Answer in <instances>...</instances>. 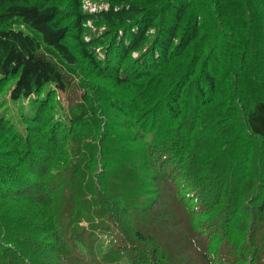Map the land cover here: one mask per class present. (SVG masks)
<instances>
[{
	"label": "trees",
	"instance_id": "1",
	"mask_svg": "<svg viewBox=\"0 0 264 264\" xmlns=\"http://www.w3.org/2000/svg\"><path fill=\"white\" fill-rule=\"evenodd\" d=\"M7 85L47 121L61 92L69 114L53 151L0 126L23 155L0 168V264H214L213 236L217 264H264V0H0ZM203 190L210 207L193 204ZM18 199L46 210L9 213Z\"/></svg>",
	"mask_w": 264,
	"mask_h": 264
},
{
	"label": "rangeland",
	"instance_id": "2",
	"mask_svg": "<svg viewBox=\"0 0 264 264\" xmlns=\"http://www.w3.org/2000/svg\"><path fill=\"white\" fill-rule=\"evenodd\" d=\"M97 6H99V5H97ZM101 6H103V5H101ZM89 7H91V9H92L94 7V5L89 6V3L85 2L84 3V9H88ZM101 8L102 7H100V9ZM94 9H95V7H94ZM100 9H98V10H100ZM93 10H92V12H94ZM98 23H100L103 26L107 25L104 22L103 23L101 21L94 22L92 20V21H89L87 23V28H92L95 26V24H98ZM72 42L73 41H71V43ZM95 73L93 75H91L93 80L98 82L99 84L107 85L108 88L112 92L121 93L124 90L123 86H119L117 84H114L108 78L97 79L94 76ZM108 84H110V85H108ZM10 89H11V86L7 85L0 91V114L3 113V117L6 120H8V121H6L5 119H3L2 121H0V126L3 124H6L8 127L14 126L18 140L20 138L27 140L26 139V133L29 136V133L32 131L30 135H31L32 141L34 142L31 144V148L33 150L28 148L26 146L27 144H25L24 147L26 148L25 149L26 153L31 154L32 151H33V153L35 151H37V149L39 147L37 145V143L42 144L43 149L46 148L48 150V148H49L53 151V148L54 147L57 148V145H58L57 144V134H58V127L57 126L58 125H56V124H61V122L66 117V115L69 114V112L67 110L68 105H67V100H66L65 94H63L61 92H55L56 100L51 105L52 112H51V116L48 118V121H47V119L44 117L45 114L42 116L41 115L42 112L38 110V106L40 107L42 105V102L38 101V96H35V99L32 103L31 102H25L24 100H21L19 102H13L11 99V95H10ZM51 92H53V91H51ZM43 96H44V93L41 96V98ZM35 102H37L36 105H35ZM32 104H34V111L37 110L36 112H32V109H33ZM28 111L30 112V117L26 115V112H28ZM32 113L35 115L34 118H32V116H33ZM7 117L8 118L13 117L14 119H7ZM25 120H28V121H25ZM34 120H35V124L32 125L33 129H31L30 127H27L26 122H31ZM37 132L41 133L44 142H35V137L33 136V134L37 133ZM49 133H51V135ZM62 133L64 134L65 131L62 130ZM0 136L2 137L1 140H3V142H5L6 145L8 144L6 141H9V143L11 145V150H8L5 146H0V156L2 157V160L4 161L3 164H0V168L6 167V168H10V169H15V170L23 169V166H22L23 155L20 154L19 148L12 141L13 139H11V136L9 135V133H7L6 131H2V132H0ZM82 140H83V142L81 143V146L76 148V153L78 154V156L84 157L88 161L92 157V154L89 152L90 150L92 151L91 144H95L96 146H98L97 145L98 142L96 141V136H94V133H90L89 131L85 135L82 136ZM40 152H41V150H40ZM60 152H63V151H60ZM97 154L99 155L98 151H97ZM28 158L31 161L30 155L26 156V159H28ZM100 158L101 157L99 156V159ZM33 170H35V163L33 166ZM91 170L93 171L94 174H98L100 171L103 170V168L99 169V171H98L96 167L91 166ZM92 176H93V174H92ZM196 197H199L201 199L200 201H202L203 206L210 207V199L207 197L204 190L199 192L195 196V202L193 203L195 206L197 204L196 203ZM211 201H212V198H211ZM16 205H21L23 207L10 206L9 207V213H12L13 211L18 210L16 212H14V215L20 214V216H25L24 213L35 214V210L37 208H39V209L41 208V209L46 210L45 207H43L41 205L37 206L34 202H31L29 200H24V199H18ZM51 207H53V206H51ZM49 209H51V208H49ZM195 209L198 210L199 208L197 207ZM203 219L205 220V222L216 223V224L220 223V220H227L223 217V215L220 212H218L216 215H213V216H204ZM239 220L240 219H238V221L235 220V222H232V223H236V224L233 227L232 234L230 233V236H228V238H226V240H236V238H234L233 236H237L238 232H244L242 222H239ZM27 231L30 234L35 233V218H29V224H28ZM130 236L136 240L138 239V236L133 231L130 232ZM211 240L213 242V247H211L209 249L207 248V251H206V243H205L203 246L204 247V253H205V251L206 252H209V251L214 252V254H213L214 255V262H215L214 264H217L220 261L227 258V256L224 254V251H223L225 240H223L221 237H215V236H213V238ZM211 240L209 241L210 243H211ZM129 241L131 243H134V240L129 239ZM29 242L32 245L35 244V240H33V239H29ZM200 257L201 256H196V258L198 259V262L202 261Z\"/></svg>",
	"mask_w": 264,
	"mask_h": 264
}]
</instances>
